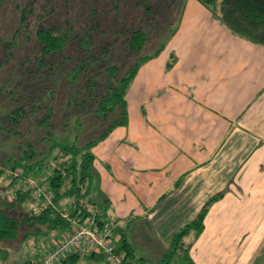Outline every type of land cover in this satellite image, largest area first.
<instances>
[{"label":"crops","instance_id":"0c3cea01","mask_svg":"<svg viewBox=\"0 0 264 264\" xmlns=\"http://www.w3.org/2000/svg\"><path fill=\"white\" fill-rule=\"evenodd\" d=\"M126 102L127 125L92 149L93 193L109 202L115 245L125 239L135 258L158 260L171 235L222 193L187 263L264 264V46L186 0L178 30L139 67Z\"/></svg>","mask_w":264,"mask_h":264},{"label":"trees","instance_id":"16d2710c","mask_svg":"<svg viewBox=\"0 0 264 264\" xmlns=\"http://www.w3.org/2000/svg\"><path fill=\"white\" fill-rule=\"evenodd\" d=\"M17 1L13 10L19 8L20 13L15 28L11 27L13 14L0 17V133L16 138L15 143H5L9 148L4 159L9 170L6 177L14 192L11 200L0 199L1 244L22 241L28 234L35 238L66 231L69 224L59 215L58 206L71 217H83L90 215L88 206L94 205L99 210L97 226L106 224L108 200L90 197L96 176L92 149L114 128L127 125L129 86L139 67L158 56L176 33L183 6V0L179 9L177 0H115L112 11L103 14H109L106 27L111 26L110 17L120 20H113L117 27L103 44L95 42L96 31L100 28L105 37L107 28L100 26L94 6L107 2L81 0L79 11L84 17L73 18L67 9L53 14L49 0ZM197 1L232 34L264 46V0ZM35 2L43 3L45 9L37 11ZM29 16L33 24L23 34ZM174 60L170 54L166 69ZM61 95L59 110L57 96ZM29 176L45 184L52 206L40 205L25 184L15 185L17 179ZM221 195L210 197L190 222L176 230L166 251L152 264H170L177 253L191 261L189 249L203 230L210 205ZM27 202H36V209L26 208ZM107 224L115 239L113 224ZM114 239L115 253L123 254L121 264H151L135 258L125 239L119 246ZM84 248V257L110 264L103 252ZM77 249L55 264H74L79 259ZM5 251L0 247V255ZM37 259H25L22 264H34Z\"/></svg>","mask_w":264,"mask_h":264},{"label":"rangeland","instance_id":"374dc122","mask_svg":"<svg viewBox=\"0 0 264 264\" xmlns=\"http://www.w3.org/2000/svg\"><path fill=\"white\" fill-rule=\"evenodd\" d=\"M38 1H41V0H38ZM80 1L81 0H49V2L51 3V5L49 4V6L52 7V9L50 8V11L53 10V14L54 13L60 14L61 11H66V9H67L68 10L67 14H69L73 18H78L76 15L83 16V12L79 11L82 8ZM99 1H101V3H105V2L108 3L106 5L97 4L94 6L96 8V13H97V17H98L97 20L100 22V26L105 30L107 28L106 22H107V20H109V14L105 15V16L103 14H105L107 11H109V12L112 11L115 0H99ZM185 1L186 0H183V2H182L183 6H181V12L183 11ZM13 3H19V2L17 0H13V1L0 0V17H3V14L4 15H7L9 13L13 14V17H15V18L12 19V21H14V22H13V24L11 23L12 24L11 27L15 28L17 25L20 10H19V8H17L16 10H13ZM42 4L40 6H37L38 4H37V2H35V6L38 7L37 11H43V9H45L46 6H43L44 4L43 5ZM179 4H180V0L179 1L177 0L176 5H177L178 9L180 8ZM100 15L103 17H101ZM174 15H175V17H177V13H174ZM122 19H124V18L122 17ZM26 20L27 21L25 23L24 30H22V31H24L23 34L27 33L28 27H26V26L27 25L31 26L33 24V22H32L33 19L30 16L26 17ZM29 20H30V23L28 22ZM113 20L115 23L116 21H118L120 19L119 18L115 19L113 17H110L111 26L106 29L105 34L108 33V35H106L105 37H103L104 36L103 34L99 33L100 28H98V30L96 31L97 34L95 36L96 37L95 42H97V40H99V42H102L103 44H105V42H107L106 40H110L109 37L111 36V34L113 32V28L116 26V25L115 26L113 25ZM79 23H81V22H79ZM118 35H119V33H118ZM18 39L20 42V37ZM111 42L113 44V41H111ZM25 44L27 45L28 43H25ZM112 44H110V45H112ZM26 45H23V46H26ZM98 52H100V51H97V53ZM62 97H63V95H61L59 97L57 96L58 106H60L59 110L62 109V106H61V102L63 100ZM14 141L16 142L15 137H13L9 134L2 133V132L0 133V142L3 143L2 144L3 146L2 145L0 146V169L3 170V174L0 175V199H4V200H5V198L3 197L4 196L3 194H4L5 189L11 188V186L8 185L10 178L6 177V175L9 173V170H7V168L4 166V159L6 158L7 153H9V148H6L5 143L9 142L10 144H12V143H15ZM10 146H12V145H10ZM3 148L7 149V150H3ZM13 175H15V174H13ZM14 183L17 186H21V185L23 186L25 184L23 181H19L18 179ZM24 188H26V187H24ZM90 197H91V199H94V201H97V199H98L94 193ZM36 204H37L36 202H33V203L27 202L25 206H26V208L27 207H33L34 209H36ZM105 223L107 224V223H111V222H105ZM59 234H61V232ZM53 236H56V235H54V233H52V234H49L48 236H45V237H49L47 240L48 242L45 241V238L42 236H38V237L34 238V236H31V234H28V237L22 241L19 239H16V240H13L10 242H4L2 244L0 243V247L6 249V251L2 252V254L0 255V264H22V262L25 259H28L31 262H34V260L37 257H39L41 254H43L47 250V244H50V238ZM116 243L117 242L115 241V244ZM83 256L84 255H81L79 257V259L74 264H104L103 260H92L86 256L85 257H83ZM155 261L152 258V256H150L149 259L147 258V263L152 264ZM170 264H188V263H187L186 258L183 257V254L177 253L172 258Z\"/></svg>","mask_w":264,"mask_h":264},{"label":"built area","instance_id":"2783aa9c","mask_svg":"<svg viewBox=\"0 0 264 264\" xmlns=\"http://www.w3.org/2000/svg\"><path fill=\"white\" fill-rule=\"evenodd\" d=\"M23 182L25 183V187L30 190V195L39 201L41 200L40 205L52 206L50 200L51 194L46 189L44 183L39 184L38 178L29 176ZM13 192L14 187L5 189L3 197L11 200ZM98 211L96 206L90 205L88 206L90 215L71 217L69 216V212L58 206L59 215L68 221L69 228L61 232L58 239L52 242V248L41 254L34 264H55L67 253L74 251L82 245L90 250L103 252L110 264H121L123 262V254H117L114 251V238L112 237L111 227L108 224H104L101 228L97 226L95 214Z\"/></svg>","mask_w":264,"mask_h":264}]
</instances>
